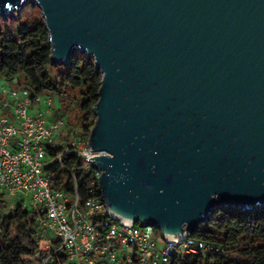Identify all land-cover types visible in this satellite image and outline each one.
I'll return each instance as SVG.
<instances>
[{"label": "water", "instance_id": "1", "mask_svg": "<svg viewBox=\"0 0 264 264\" xmlns=\"http://www.w3.org/2000/svg\"><path fill=\"white\" fill-rule=\"evenodd\" d=\"M31 2L52 61L102 74L88 146L116 219L190 236L217 208H264V0Z\"/></svg>", "mask_w": 264, "mask_h": 264}, {"label": "built area", "instance_id": "2", "mask_svg": "<svg viewBox=\"0 0 264 264\" xmlns=\"http://www.w3.org/2000/svg\"><path fill=\"white\" fill-rule=\"evenodd\" d=\"M43 94H32L24 85L7 89L0 81V198L21 196L23 203L27 199L39 207L42 234L54 233L42 264L60 254L70 264H170L182 252L203 256L221 252L190 236L167 238L156 227L116 219L99 189L81 201L78 193L55 188L45 164L49 149L57 151L59 160L69 152L83 158L97 188L101 172L92 164L91 157L98 153L88 146V137L80 127L68 126L53 107V96Z\"/></svg>", "mask_w": 264, "mask_h": 264}, {"label": "trees", "instance_id": "3", "mask_svg": "<svg viewBox=\"0 0 264 264\" xmlns=\"http://www.w3.org/2000/svg\"><path fill=\"white\" fill-rule=\"evenodd\" d=\"M0 78H22L20 85L28 87L32 94H58L63 106L67 100L74 102L79 127L89 136L96 120L93 108L102 74L94 60L80 51L74 53L68 66L52 61L42 12L27 17L15 14L6 20L0 16ZM48 156L55 158L47 167L55 188L78 193L81 201L91 191L98 193L93 171L86 170L85 161L75 152L59 160L57 151L49 149ZM6 206L0 200V264H42L50 245L40 227L42 213H32L21 204L6 212ZM190 237L214 244L221 252L207 256L182 252L170 264H264V208H217ZM50 264L70 263L65 254H60Z\"/></svg>", "mask_w": 264, "mask_h": 264}, {"label": "rangeland", "instance_id": "4", "mask_svg": "<svg viewBox=\"0 0 264 264\" xmlns=\"http://www.w3.org/2000/svg\"><path fill=\"white\" fill-rule=\"evenodd\" d=\"M40 13H41V9L39 8V6L34 5L31 2L26 3L19 12L14 11V14H17V15L23 14L24 17L33 16L34 14H40ZM9 17H13V15L10 14L8 16H3L5 20L8 19ZM9 21L11 24L13 22V18H11ZM21 80L22 78H10L7 81H3L2 78H0L1 83H3L7 89L20 88ZM43 95L45 96V95H50V94L44 93ZM52 96L54 100L53 107L57 109L56 112L58 113V116L63 118L64 121L67 123V125L70 126L72 129L78 128L79 121L77 120L78 113L76 111V104L72 101L67 100L63 106L62 98L58 94H52ZM5 114H9V112L6 111ZM81 134L84 135L82 131H81ZM54 161H55V158L48 156L45 164L48 166ZM0 200L6 203L7 205L6 212H11L15 207L19 206L20 204L23 205L24 207L26 205V208L32 211V213L39 211V207L36 205L32 206L31 204H29L27 199L24 200V203H23L21 196L4 195L0 198ZM40 227H41V224H40ZM45 234L48 237H52V238L54 237V233L50 230L45 231ZM159 246L161 248L163 247L162 240L159 241Z\"/></svg>", "mask_w": 264, "mask_h": 264}, {"label": "crops", "instance_id": "5", "mask_svg": "<svg viewBox=\"0 0 264 264\" xmlns=\"http://www.w3.org/2000/svg\"><path fill=\"white\" fill-rule=\"evenodd\" d=\"M3 81H7V80H5V79H2Z\"/></svg>", "mask_w": 264, "mask_h": 264}]
</instances>
